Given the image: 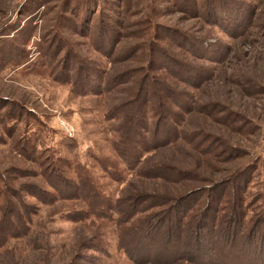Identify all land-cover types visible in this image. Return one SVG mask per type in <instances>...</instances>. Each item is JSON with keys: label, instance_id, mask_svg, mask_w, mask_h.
<instances>
[{"label": "rangeland", "instance_id": "1", "mask_svg": "<svg viewBox=\"0 0 264 264\" xmlns=\"http://www.w3.org/2000/svg\"><path fill=\"white\" fill-rule=\"evenodd\" d=\"M0 264H264V0H0Z\"/></svg>", "mask_w": 264, "mask_h": 264}]
</instances>
